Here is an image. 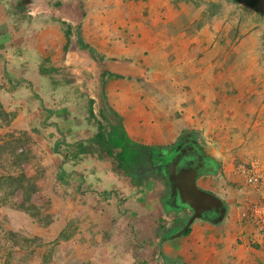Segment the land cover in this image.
Returning <instances> with one entry per match:
<instances>
[{
  "label": "crops",
  "instance_id": "0c3cea01",
  "mask_svg": "<svg viewBox=\"0 0 264 264\" xmlns=\"http://www.w3.org/2000/svg\"><path fill=\"white\" fill-rule=\"evenodd\" d=\"M9 4L12 8L7 10ZM25 11L26 19L16 20L15 15ZM61 21L73 27L70 39ZM4 25L10 27L3 29ZM78 26L83 41L102 60L92 59L74 42ZM0 53L8 84L26 80L51 112L53 105H62L63 123H52L61 132L64 124L76 127L79 137L86 125L79 124L74 107L80 98L72 89H90L94 78H88L96 75L100 83L103 71L120 75L106 77L103 89L109 110L119 116L127 136L141 145L170 146L161 153L164 162L173 158L180 140L191 143L189 148L198 145L207 158L204 168L212 163L216 172H202L196 184L227 206L220 223L197 218L188 233L170 237L182 228L187 214L181 226L159 240L163 254L187 264H264V244L248 243L256 233L242 216L237 217V193L230 186L236 188L239 180L232 172L235 154H246L242 162L254 158L264 168V0H0ZM66 69L86 73L78 79L83 84L50 77L51 71ZM74 163L79 168L87 164ZM91 173L89 169L86 182L77 178L79 188L56 193L73 206L75 225L70 236L50 250L48 264H98L93 260L96 247L88 240L100 243L117 219L113 221L116 210L99 213L92 194L83 191L82 186L99 181ZM78 174L82 176V170ZM109 175L115 185L124 184L112 170L103 174ZM168 183L166 203L175 209ZM144 195L143 190L136 193L139 201ZM84 230L91 233L90 239L82 237ZM50 235L47 232L46 239Z\"/></svg>",
  "mask_w": 264,
  "mask_h": 264
},
{
  "label": "rangeland",
  "instance_id": "374dc122",
  "mask_svg": "<svg viewBox=\"0 0 264 264\" xmlns=\"http://www.w3.org/2000/svg\"><path fill=\"white\" fill-rule=\"evenodd\" d=\"M7 6V10L12 8L11 4ZM26 14V11L16 14L15 18L16 20H25ZM13 23L12 21L11 25ZM9 27L10 25L2 26L3 29ZM2 66V60H0V183H2L0 185V264H48L50 262V250L53 251L56 244L61 241L60 233L65 230V225L62 224L69 226V230L65 231L67 232L65 234H69V236L72 226L75 225V217L72 214L73 206L68 207L56 193H64L72 188V186L70 188L65 185L63 180L66 178L71 181L73 188L74 185H78L77 178L80 179V182L81 179L84 182L88 181L90 179L89 169L93 170L91 178L97 177L99 181L91 186H82L83 191L92 194L94 207L98 208L99 213L107 210L111 212V209L117 211H113V221L117 219L114 226L112 225L113 229L110 227L111 230L102 236L100 243L88 240L91 233L89 234L86 230L82 233V237L87 239L92 247H96L97 255L93 260L96 259L98 264H156L158 259L161 264L162 258H168V255L163 254L159 240L167 230L169 232L171 228L181 226L180 221L176 223L177 218L187 216L186 210L171 209L167 205L169 183L166 176L157 173L156 176L149 177L150 184L142 189L145 194L143 201H139L136 197V193L140 192L139 188L135 187L125 176L119 177L124 183L119 186L113 183L114 179L110 175L109 178L103 176L111 171L109 162L100 161L96 157H87L83 159L87 164L80 165L85 167L79 168L77 163L69 161L62 163V172L58 169L62 156L54 151L55 142H60L59 149H63L66 143L72 144L74 148L77 142L86 140L97 130L94 118L99 119L101 86L96 80V75H91L88 78L89 80L94 78V84L90 89L85 86H82L81 89H72L80 98L74 107L82 121L79 124L86 125V131L82 133V137H79L76 127H67L64 124L60 128L61 132L51 125L53 124L52 120L60 124L65 117L62 105L56 103L57 105H53L55 107H52L53 111L51 112L49 109L51 107L45 106L39 97L38 89L34 88L32 84L26 83L24 79L15 80L16 82L9 85L6 80L8 71H4ZM60 72L51 71L50 77L65 78L77 81L78 84L82 83L78 79L86 77V73L76 74L72 69ZM35 74L37 76L36 71ZM90 96L94 98V103L91 106L94 110V117L89 114V99H92ZM108 117L110 122H117L113 116L109 115ZM68 123L73 126L72 120ZM169 147L157 149L162 153L163 149L167 150ZM188 149L190 148L182 150L177 148L175 156L182 154L183 151H189ZM199 151L202 153L201 158L197 159V155H194L195 165L201 161H207L203 149L199 148ZM246 156L248 155H234L233 159L236 162L232 172L235 176H237L235 166L242 162ZM168 158L170 157L168 156ZM260 164L264 173L262 163L260 162ZM78 170H82L85 179H83V174H81L82 176L78 174ZM21 174L24 175L23 185L30 187L32 191H30V201H26L24 204L27 206L32 203L35 208L31 209V213L35 215H32L29 209L27 211L21 207L24 200L23 191L18 190L13 193L12 186L7 182V176L17 177ZM237 179L239 180L236 182V188L233 183L230 186L232 191L236 190L235 193H237L235 207L240 210V215L237 216L240 218L241 211L255 199L256 191L248 186L241 176L238 175ZM87 183H93V181ZM173 207L176 208V206ZM64 209H68V211L64 212ZM128 212L135 214V217L127 216ZM100 217L102 218V215ZM107 220H111V218L108 217ZM150 222L154 227L149 224ZM86 224L84 218V225ZM47 232L51 234V239H46ZM94 233L92 230V235ZM254 236L252 237L251 234L248 243L256 247L257 244H260L257 243ZM52 237H55L54 240ZM43 246L48 247L46 249Z\"/></svg>",
  "mask_w": 264,
  "mask_h": 264
},
{
  "label": "trees",
  "instance_id": "16d2710c",
  "mask_svg": "<svg viewBox=\"0 0 264 264\" xmlns=\"http://www.w3.org/2000/svg\"><path fill=\"white\" fill-rule=\"evenodd\" d=\"M237 1V0H233ZM61 26L63 29V32L67 39H70V36L73 33V27L68 24L66 21H61ZM74 34L77 36V45L86 50L89 54V56L94 60H102L104 57L100 55L97 50L87 44L83 41V39L80 36V30L79 26L74 28ZM42 73H46L44 68H41ZM5 71V69H4ZM121 77L118 74H113L111 72H101L100 73V86L101 91L99 93V98L101 100V106L99 109V119L94 118L97 123V130L92 134L90 137H88L84 141L77 142L74 146V150H72V144L66 143L63 149H59V141H56L54 145H56L55 152L60 154L61 161L58 165L59 171L62 172L61 165L63 162H69V161H79L83 160L87 157H93L97 158L100 161L109 162L111 166V170L119 175V176H125L126 179L131 181L135 187L139 188L140 190L144 189L147 185L150 184L149 177H154L157 175V173H160L159 168V160L157 157L158 149L156 146H147V145H141L136 142H133L126 134L123 125L118 121L119 116L113 113L112 110H109L107 105V100L105 97L104 92V85H105V79L106 77ZM8 79V77L6 76ZM94 103L93 99H89V114L91 117H94V112L92 109V104ZM108 114H112L114 118H116L117 122H110ZM51 125H54L51 124ZM61 137H63L61 135ZM180 140V139H179ZM180 142V143H179ZM178 142V145H181L182 149L189 147L191 143H185L181 144V140ZM169 161V160H168ZM168 163V162H167ZM23 174L18 175L17 177L13 176H7L6 179L9 182V185L12 186V192H16L18 190L23 191L24 194V200L22 201L21 207L30 211L31 209L35 208V206L30 203L29 205H25L24 203L26 201H30V187L24 186L22 183L23 180ZM63 178V177H59ZM63 180V179H62ZM67 181V182H66ZM65 185L68 187L74 189L71 181H69L67 178L65 180ZM2 183H0L1 185ZM79 185V184H78ZM77 185V186H78ZM76 186V187H77ZM79 188V186H78ZM76 189V188H75ZM32 192V191H31ZM32 215H35L31 213ZM184 218H177L176 223L179 221L181 223H184ZM69 227V226H68ZM67 229V230H66ZM64 231H62L61 234V240L67 239L69 237V234H67L68 228H66ZM189 228L187 227L183 234L185 235L188 233ZM66 233V234H65ZM169 235L165 233L161 240L166 238ZM160 240V242H161ZM163 262L161 264H187L186 262L179 260V259H172L162 258ZM156 264H160L159 260L157 259Z\"/></svg>",
  "mask_w": 264,
  "mask_h": 264
},
{
  "label": "water",
  "instance_id": "95a60500",
  "mask_svg": "<svg viewBox=\"0 0 264 264\" xmlns=\"http://www.w3.org/2000/svg\"><path fill=\"white\" fill-rule=\"evenodd\" d=\"M76 41L77 36L74 38L75 43ZM199 148L197 145L188 149L187 152L183 151L182 154L174 156L171 160L173 167L171 170H168L162 154L159 152L157 155L161 173L166 176L167 182H170L169 199L172 198L173 205H177L179 209L186 208L191 211L182 228L170 237H176L183 233L194 219L201 218L216 224L220 223L226 216L227 206L222 198L199 188L196 184V179L202 172H216V167L212 163L210 168H204L205 161L195 165L194 155L200 159L202 154Z\"/></svg>",
  "mask_w": 264,
  "mask_h": 264
},
{
  "label": "built area",
  "instance_id": "2783aa9c",
  "mask_svg": "<svg viewBox=\"0 0 264 264\" xmlns=\"http://www.w3.org/2000/svg\"><path fill=\"white\" fill-rule=\"evenodd\" d=\"M235 173L256 191V197L241 211L242 217L248 220L255 230V238L264 244V173L258 160L252 158L235 166Z\"/></svg>",
  "mask_w": 264,
  "mask_h": 264
},
{
  "label": "flooded vegetation",
  "instance_id": "af4514ba",
  "mask_svg": "<svg viewBox=\"0 0 264 264\" xmlns=\"http://www.w3.org/2000/svg\"><path fill=\"white\" fill-rule=\"evenodd\" d=\"M181 147H182V146H181ZM181 147H180V149H182ZM177 154H178V153H177ZM178 155H179V154H178ZM174 156H175V153L173 154V157H174ZM169 159H170V158H169ZM167 162H168V163H167ZM165 163H167L166 165H167V167H168V170H171V169H172L171 164H170V163H171V160H169V161L166 160ZM162 175H164V174H162ZM164 176H165V175H164ZM175 209H177V208H175ZM183 210H186L187 214H190V212H191V211H189V210L186 209V208H183ZM188 216H189V215H188Z\"/></svg>",
  "mask_w": 264,
  "mask_h": 264
}]
</instances>
